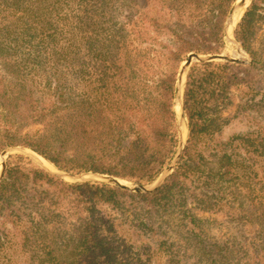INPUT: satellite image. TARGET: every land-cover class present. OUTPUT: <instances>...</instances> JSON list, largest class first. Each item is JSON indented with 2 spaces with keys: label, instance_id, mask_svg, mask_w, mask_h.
I'll use <instances>...</instances> for the list:
<instances>
[{
  "label": "trees",
  "instance_id": "16d2710c",
  "mask_svg": "<svg viewBox=\"0 0 264 264\" xmlns=\"http://www.w3.org/2000/svg\"><path fill=\"white\" fill-rule=\"evenodd\" d=\"M236 1L0 0V156L23 146L62 171L154 183L178 149L180 67L192 52H221ZM167 31L172 45L160 39ZM235 36L249 69L193 65L188 141L158 189L71 183L11 156L0 182V264H264V0L252 1ZM242 88L251 99L236 105ZM231 107L234 117L224 118ZM243 116L248 130L225 137ZM244 179L252 233L243 244L205 239L195 211L242 209ZM167 215L181 241L163 238Z\"/></svg>",
  "mask_w": 264,
  "mask_h": 264
},
{
  "label": "rangeland",
  "instance_id": "374dc122",
  "mask_svg": "<svg viewBox=\"0 0 264 264\" xmlns=\"http://www.w3.org/2000/svg\"><path fill=\"white\" fill-rule=\"evenodd\" d=\"M236 2L234 3V5L236 4ZM246 11L243 12L241 19L243 18ZM227 19H228V17H227ZM241 19L239 20V22L241 21ZM238 24L239 23H237V25L235 26L233 35L231 37V38L236 39V40H237V38L235 36V30H236ZM226 25H227V20L225 23L226 45L221 50V52L220 53H207V54L206 53L205 54L204 53H198V54H200V55L224 54V55H227V56H230L233 58H237L239 60V62H236V63H241L242 68L249 69V65L252 63L251 55L247 52V50L244 49L243 45L237 40L241 44L242 50H243V53L239 52V48H238L237 44H235L232 40H230L229 36L226 33ZM161 34L162 35L160 36V39L163 42H165L167 44L172 43L173 37H172L170 32H168V31L162 32ZM194 53H197V52H194ZM187 59H188V57H187ZM187 59L182 63V65L180 67L179 74L181 72V68H182L183 64L187 61ZM214 62H229V61H214ZM196 63H202V62L195 61L193 63V65ZM229 63H232V62H229ZM232 64H234V63H232ZM193 65L191 66V68L193 67ZM191 68L189 69V71L191 70ZM189 71H188V73H189ZM187 78H188V74H187ZM187 78H186L185 85H184V92H185V87H186V83H187ZM178 80H179V76H178ZM79 81H80V79H79ZM85 85H86L85 81H82L80 83L82 91L85 90ZM261 90L264 91V89H261ZM77 92H78V90H77ZM236 95H237V96H235L236 105L239 104L240 102L247 101V100L251 99V98H248L249 96L246 94V88L236 90ZM256 100L259 101V100H261V98H256ZM178 104L179 103L176 100L175 108L177 111H178ZM258 108H260V107L258 106ZM261 110L264 113V109H261ZM235 113H236V108L231 107V109H228L225 111L223 117L224 118L234 117ZM184 115H185V112H184ZM247 117L248 116H245V117L243 116L240 118L241 120L239 118L234 120V118H233V120L227 125V128L225 130V137L228 138V136L234 135L235 133H245L249 128V125H248L249 122L247 120ZM185 120H186V118H185ZM186 126H187V121H186ZM43 128H44L43 125H37V126H34L32 128V130L33 131H36L39 129L43 130ZM187 129H188V127H187ZM186 131H187L186 138H188V130H186ZM178 133H179V130H178ZM179 138H180V134H179ZM17 147H23V146H17ZM31 151H33V150H31ZM17 154H23L24 156L27 157L28 160H30L34 164L40 166L39 164L34 162V160H32L30 157H28L24 153L16 152V153L12 154L11 156H14ZM11 156L8 158V161L11 158ZM39 156H41V155H39ZM1 166H2V160H1V156H0V169H1ZM53 167H55V166L53 165ZM72 173L73 174H81V173H75V172H72ZM5 174H6V172H5ZM84 174H87L85 179H88V181H95L96 180L95 176L89 175V173H84ZM162 175L155 182H158V180L162 177ZM122 180L129 181V182H136V181L125 180V179H122ZM66 181L71 182V183H77V182H74L70 179H68ZM88 181H83V182H88ZM154 183L148 184L146 186H152ZM243 184H245L246 187L243 186ZM248 187H249V183H247L246 179H244L243 183L241 184V190L239 191L240 193L242 192L241 201L242 200L245 201V203H244L245 205L242 207V209H240L237 204L233 205L232 203H224L214 211H209V212L195 211V214H197V216H199L202 219L201 223H200L199 231L202 233V235L204 236L205 239H209L211 241H224V242L231 240V241H236V242L241 243V244L244 243L245 237H243V236L248 237L252 233L253 227L255 225H257L251 221L252 220V218H251L252 213L255 210L253 208L252 209L249 208V206H253V204L250 202L251 197H249V195H250L251 190ZM258 191H257V193H258ZM132 192H134V191H132ZM135 193H137V192H135ZM253 193H255V192H253ZM63 206H65V208L69 207L65 204ZM103 212H104L105 216H108V218L111 216H115L114 218H117V219L120 218V220L123 221V218H121V216L117 213V211L114 210L112 207L104 205L103 206ZM160 223L164 224V226H165L163 228V230H165L169 233V236H164L163 238H169L170 237V238H172V240H176V241H181L183 239V235L181 233V230L179 228H177L176 224L178 223V219H176L175 216L167 215L166 217H164V219L162 221H160ZM125 228H127V226ZM242 238H244V239H242ZM162 258L165 259V261L167 260L166 255H162ZM195 258H198V256L195 255Z\"/></svg>",
  "mask_w": 264,
  "mask_h": 264
},
{
  "label": "water",
  "instance_id": "95a60500",
  "mask_svg": "<svg viewBox=\"0 0 264 264\" xmlns=\"http://www.w3.org/2000/svg\"><path fill=\"white\" fill-rule=\"evenodd\" d=\"M253 0H238L236 4L233 6L228 19H227V25H226V33L229 36L230 40H232L235 44H237L239 48V52L243 53L242 46L241 44L236 40L231 38L230 36V30L231 28L235 25V19L236 16L241 12V11H246L247 8L251 5ZM239 23V22H238ZM195 61L199 62H214V61H229L232 63L239 62L237 58H233L224 54H209V55H200L198 53H191L188 56L187 61L183 64L181 68V72L179 74V80H178V93H177V101L180 105V113L177 111L178 115V130L180 134L179 138V145L177 149V153L175 155V158L171 165L166 169L162 177L158 180V182H155L152 186H146L143 184H139L136 182H129L125 181L111 175H106V174H96V173H89V175H93L96 177L95 181L110 184L116 187H119L124 190H130L134 191L137 193H146V192H152L159 187H161L167 178L175 171L177 168L180 159L183 155V151L185 149V144L188 141V138L184 137L183 133V128L186 127V120H185V115H184V85L185 81L187 78V74L191 66ZM188 130V129H187ZM16 152H21L26 154L28 157H30L34 162L39 164L41 167L52 173L53 175H56L64 180H72L74 182H83V181H88V179H85L87 174L81 173V174H73L72 172H67V171H62L57 169L56 167L50 168L46 166L39 158V155L35 153L34 151H31L28 148L25 147H10L4 150L1 154V160H2V166L0 169V182L5 176V172L7 170L8 166V158L16 153Z\"/></svg>",
  "mask_w": 264,
  "mask_h": 264
},
{
  "label": "bare ground",
  "instance_id": "6f19581e",
  "mask_svg": "<svg viewBox=\"0 0 264 264\" xmlns=\"http://www.w3.org/2000/svg\"><path fill=\"white\" fill-rule=\"evenodd\" d=\"M243 12L244 11H241L237 16H236V19H235V25L231 28V30H230V36L232 37V35H233V32H234V29H235V26L237 25V23L239 22V20L241 19V17H242V15H243ZM178 112L180 113V106H179V104H178ZM187 128L186 127H184L183 128V133H184V137L186 138V134H187ZM39 158H40V160L46 165V166H48V167H50V168H54L53 167V165L49 162V161H47L45 158H43V157H41V156H39ZM125 182V181H124Z\"/></svg>",
  "mask_w": 264,
  "mask_h": 264
}]
</instances>
